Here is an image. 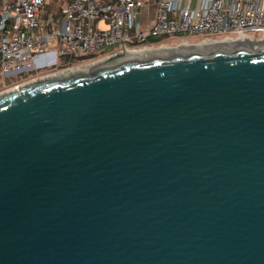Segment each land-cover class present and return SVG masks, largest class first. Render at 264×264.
Instances as JSON below:
<instances>
[{"label":"water","instance_id":"1","mask_svg":"<svg viewBox=\"0 0 264 264\" xmlns=\"http://www.w3.org/2000/svg\"><path fill=\"white\" fill-rule=\"evenodd\" d=\"M123 46L0 93V264H264V30Z\"/></svg>","mask_w":264,"mask_h":264},{"label":"built area","instance_id":"2","mask_svg":"<svg viewBox=\"0 0 264 264\" xmlns=\"http://www.w3.org/2000/svg\"><path fill=\"white\" fill-rule=\"evenodd\" d=\"M46 2L0 3V93L86 58H110L124 52L123 43L126 52L157 47L152 39L161 36L199 35L204 41L264 30V0H68L60 14L46 12ZM58 57L77 61L61 69Z\"/></svg>","mask_w":264,"mask_h":264},{"label":"rangeland","instance_id":"3","mask_svg":"<svg viewBox=\"0 0 264 264\" xmlns=\"http://www.w3.org/2000/svg\"><path fill=\"white\" fill-rule=\"evenodd\" d=\"M50 2H51L52 5H54L56 3L55 0H50ZM202 39H203L202 36H199V35H197V36H185V35H180V36H161V37L153 38L152 39V42H154V44H156L157 47H159L160 45H158V44H160V43H164V46H168V45H172V44H176V43H186V42L202 41ZM116 46H117V44H115L113 46H110V47H107L106 48V51L110 52ZM105 56L106 55L103 54V55H100V56L95 57L94 59H89V60H87V58H86L85 61H79V62H77V66L85 65L87 63L94 62V61L99 60V59L102 60V57H105ZM65 58L66 57H58L57 58L58 65L59 66L62 63H64V61L66 60ZM49 69H52V68H49ZM61 69H62V67H61ZM58 70L57 69L56 70L53 69V70H49V71H50V73L51 72L54 73L55 71H58Z\"/></svg>","mask_w":264,"mask_h":264},{"label":"crops","instance_id":"4","mask_svg":"<svg viewBox=\"0 0 264 264\" xmlns=\"http://www.w3.org/2000/svg\"><path fill=\"white\" fill-rule=\"evenodd\" d=\"M15 0H0V3H3V2H14ZM56 3L54 5L51 4L50 0H47L45 6H44V10L46 12H54L55 14H60L61 13V9L62 7L67 3L68 0H55ZM149 12V17L150 19L149 20H153L154 19V16H155V8L154 6L149 8L148 10ZM1 39H2V34L0 33V44H1Z\"/></svg>","mask_w":264,"mask_h":264},{"label":"bare ground","instance_id":"5","mask_svg":"<svg viewBox=\"0 0 264 264\" xmlns=\"http://www.w3.org/2000/svg\"><path fill=\"white\" fill-rule=\"evenodd\" d=\"M204 41H206V40H204ZM160 47V46H159ZM154 48V47H153ZM138 49H143L144 50V55L145 56H147V53H146V47H142V48H138ZM135 51L137 52V49H135ZM127 52V51H126ZM128 52H129V50H128ZM109 58V57H108ZM100 61H102V60H100ZM92 64L94 65L95 64V62H92ZM85 67H87V64H85ZM77 69H79V66L77 67ZM69 71L70 72H72V69H69ZM60 72H62V74H64V71H60ZM52 75V74H51ZM54 76H56V73H54ZM46 78L47 79H49V75L48 76H46Z\"/></svg>","mask_w":264,"mask_h":264},{"label":"trees","instance_id":"6","mask_svg":"<svg viewBox=\"0 0 264 264\" xmlns=\"http://www.w3.org/2000/svg\"><path fill=\"white\" fill-rule=\"evenodd\" d=\"M65 59L66 60L64 61V63H62L60 65V67H64V66L70 65V64L74 63L75 61H77V59L71 58V57H66Z\"/></svg>","mask_w":264,"mask_h":264}]
</instances>
